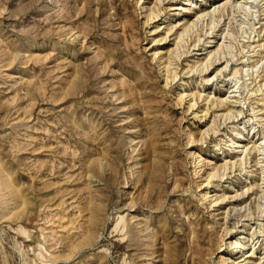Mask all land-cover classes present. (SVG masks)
I'll list each match as a JSON object with an SVG mask.
<instances>
[{"label": "rangeland", "instance_id": "obj_1", "mask_svg": "<svg viewBox=\"0 0 264 264\" xmlns=\"http://www.w3.org/2000/svg\"><path fill=\"white\" fill-rule=\"evenodd\" d=\"M0 264H264V0H0Z\"/></svg>", "mask_w": 264, "mask_h": 264}, {"label": "bare ground", "instance_id": "obj_2", "mask_svg": "<svg viewBox=\"0 0 264 264\" xmlns=\"http://www.w3.org/2000/svg\"><path fill=\"white\" fill-rule=\"evenodd\" d=\"M227 3V2H226ZM238 3V2H237ZM233 4V3H232ZM214 8H216V6L214 7ZM240 85V84H239ZM253 110V109H252ZM262 231V230H261Z\"/></svg>", "mask_w": 264, "mask_h": 264}]
</instances>
